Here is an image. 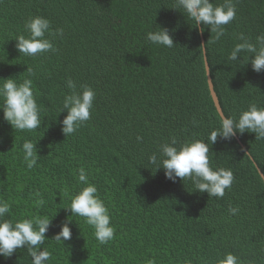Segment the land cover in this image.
<instances>
[{
	"label": "trees",
	"instance_id": "trees-1",
	"mask_svg": "<svg viewBox=\"0 0 264 264\" xmlns=\"http://www.w3.org/2000/svg\"><path fill=\"white\" fill-rule=\"evenodd\" d=\"M233 2L235 19L212 43L207 41L215 34L207 28L201 33L203 25L194 27L174 10L175 0H0V79H32L42 120L41 128L20 132L0 113V199L11 205L5 219L14 222L53 216L42 246L51 253L47 264H218L226 253L241 264H264V183L257 172L264 175V140L244 133L208 141L220 116L207 86L200 33L224 117L238 118L251 104L264 108V71L251 70L247 52L228 59L240 34L252 43L264 34V0ZM35 16L48 19L52 33L62 28L63 36L46 34L54 51L19 55L15 39L28 36L25 21ZM156 26L168 28L176 46L149 43L146 34ZM68 79L77 91L90 86L96 97L89 121L65 137L60 121L66 112H58L71 92ZM172 137L177 147L208 143L213 169L232 171L234 182L223 198L193 192L190 180L173 183L163 169L147 164ZM26 140H39L41 158L31 170L23 162ZM81 167L115 228L105 245L83 218L66 210L85 187L77 179ZM36 192L44 200L39 208ZM230 207L238 212L231 215ZM66 221L72 235L62 246L51 239ZM0 264H31V257L22 248L0 257Z\"/></svg>",
	"mask_w": 264,
	"mask_h": 264
},
{
	"label": "clouds",
	"instance_id": "clouds-1",
	"mask_svg": "<svg viewBox=\"0 0 264 264\" xmlns=\"http://www.w3.org/2000/svg\"><path fill=\"white\" fill-rule=\"evenodd\" d=\"M181 9L184 17L194 21V27H199L203 33L207 28L214 36L207 42L215 43L225 34V25L235 19L236 7L233 0H224L222 4H214L213 0H175V8ZM25 30L28 36L16 37L15 48L17 52L28 57L54 51L53 42L46 38V34L62 37L64 30L58 28L51 32L50 21L46 18L35 16L25 21ZM146 40L154 45L172 48L173 42L170 30L166 27L156 26L154 31L146 34ZM241 41L232 49L228 59L238 60L241 52L249 53L251 57V70L257 74L264 71V34L256 37L252 43L249 38L240 34ZM205 45V44H204ZM201 46V48L204 47ZM249 62V59H248ZM29 76L33 75V69L26 67ZM33 81L25 78L18 83L12 77L0 79V113L3 120L11 128L24 132H32L41 128L42 120L40 108L33 93ZM66 86L71 90L65 95L58 115L66 112L61 124L62 134L67 137L73 135L91 118L93 103L96 97L95 91L87 85L81 86L77 91L76 84L68 79ZM57 115V116H58ZM56 116V117H57ZM55 117V118H56ZM252 133L255 140H264V108H258L255 104L249 105L246 111H242L239 117H221L220 126L212 130L208 141L214 144L219 137L222 140H230L237 134ZM142 137H137V141ZM39 141V140H38ZM38 141L26 140L22 144L23 162L28 170L37 166L41 158L38 155ZM175 137L170 142L159 145L158 152L148 157L147 164L155 165L156 170L163 169L167 180L175 183L177 178L182 182L190 180L194 186L193 192L206 193L208 198H223L225 191L229 190L234 182V175L230 169L216 168L210 165L208 143L202 140L186 141L177 147ZM78 182L85 185L74 196L66 210L71 216L83 218L84 223L92 227L94 237L99 245H105L114 238L115 228L111 225V216L104 201L99 197L95 184L89 182L88 173L84 167L78 169ZM35 206H43L44 200L39 192L34 193ZM11 205L0 199V257L8 259L18 249L26 248L31 257V264H47L51 253L42 249L52 217L34 215L31 219L13 221L5 219L10 213ZM231 215L238 212V208L228 209ZM71 221V220H70ZM71 229L66 221L60 226L59 232L51 239L63 246L64 241L71 239ZM147 264H156L154 259L148 260ZM218 264H241L238 257L226 253Z\"/></svg>",
	"mask_w": 264,
	"mask_h": 264
},
{
	"label": "water",
	"instance_id": "water-1",
	"mask_svg": "<svg viewBox=\"0 0 264 264\" xmlns=\"http://www.w3.org/2000/svg\"><path fill=\"white\" fill-rule=\"evenodd\" d=\"M200 39H201V46L204 45V40L202 37V34L200 33ZM202 54H203V61H204V68H205V75H206V80H207V86H208V90H209V94L211 96V99L213 101L214 107L218 113V115L221 117H224L221 107L219 105L218 102V98L216 96V93L214 91L213 88V84L210 78V72H209V67H208V63H207V59H206V53H205V46L202 48ZM257 168V166H255ZM257 172L260 176V178L262 179L263 183H264V175L261 173V171L257 168Z\"/></svg>",
	"mask_w": 264,
	"mask_h": 264
}]
</instances>
